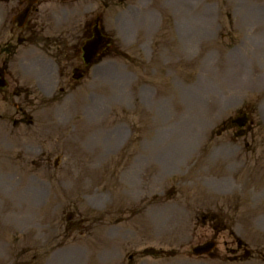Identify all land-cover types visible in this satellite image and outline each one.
<instances>
[{
  "label": "rangeland",
  "instance_id": "1",
  "mask_svg": "<svg viewBox=\"0 0 264 264\" xmlns=\"http://www.w3.org/2000/svg\"><path fill=\"white\" fill-rule=\"evenodd\" d=\"M38 3L27 27L37 24L50 35L49 12L58 3ZM64 4L57 13L65 23L80 19V30L100 15L119 52L111 49L118 56L90 67L74 90L67 85L77 58H57L60 75L51 63L37 83L39 74L20 71L22 64L39 67H31L32 44L0 55V63L8 62L0 91V264H264V123L253 113L256 103L264 107V87L254 86L263 74L244 52L255 46L261 63L264 34L256 36L244 16L262 14L264 0H235L236 11L245 12L239 14L227 0ZM22 6L0 2V39L14 33L17 44L11 16ZM58 95L66 97L61 105ZM242 108L253 114V125L234 138L235 129L222 122ZM106 136L116 143L104 153ZM172 136L182 148L171 163L181 162L162 175L151 144ZM127 181L136 187L127 190ZM143 192L149 201L133 200ZM147 202L145 212L131 210L141 212ZM218 207L234 212L229 227L215 231L214 221L206 225L197 213ZM214 236L213 257L190 255ZM147 247L153 257L143 252Z\"/></svg>",
  "mask_w": 264,
  "mask_h": 264
},
{
  "label": "bare ground",
  "instance_id": "2",
  "mask_svg": "<svg viewBox=\"0 0 264 264\" xmlns=\"http://www.w3.org/2000/svg\"><path fill=\"white\" fill-rule=\"evenodd\" d=\"M187 8H188V7H187ZM193 25H194L195 28H197V27L200 25V23H199V21L194 20V21H193ZM122 32H123V31H122ZM193 40H194V39H193ZM193 40L190 41L189 43L193 42ZM195 42H197V41L195 40ZM186 47H188V48H192V46H191L190 44H188ZM184 50H185V49H184ZM180 51H181V53L184 54V52H183L181 49H180ZM185 53H186V50H185ZM39 65H40V64H38V61H37L36 64H34V65L31 66V67L39 66ZM35 69H37V70H36V73H37V74H38V73L42 74V70L40 69V67H36ZM238 73H239V72H238ZM42 75H43V74H42ZM43 91H45V90H43ZM228 102H229V101H228ZM90 104H92V103H90ZM193 104L196 105V103H193ZM63 105H69V103H64ZM92 107L95 108V106H94L93 104H92ZM55 117H56V115H55ZM98 120H99V118L94 117V118L92 119V124H94V125H98V124H99V123H98ZM176 139H177L176 136H172V137H170V138H167V139L165 140V142L163 143V142H162V139L157 138V139H155V141H153L152 144H151V147H152L153 149L158 150V154H159V156H158L156 159H157V161H158V163H159V165H160V168H161V174H162V175H163L164 173L170 171V170H173V168L177 167V165H179V163L181 162V161L179 160V161H177V162H173V163H171V161H174V160H175L177 153H178V156H180V150H181V148H182L181 145H180V147H179V140H176ZM115 143H116V139L113 138V136H106V137H104L103 139H101V147H102V151H103L104 153L108 152L109 149H110V147H112L113 144H115ZM157 161H156V162H157ZM175 164H176V165H175ZM174 165H175V166H174ZM133 184H135V183H133V181H130V182L127 181V182H126V189H127V190L134 189L136 186L133 185ZM205 186L208 187L210 190L215 191V192H217L218 190H224V189H225V188H223V187H220V188H222V189H220V188L215 189L216 186H212L211 184H205ZM259 230H260V231H263V228L259 227Z\"/></svg>",
  "mask_w": 264,
  "mask_h": 264
},
{
  "label": "water",
  "instance_id": "3",
  "mask_svg": "<svg viewBox=\"0 0 264 264\" xmlns=\"http://www.w3.org/2000/svg\"><path fill=\"white\" fill-rule=\"evenodd\" d=\"M27 11V10H26ZM26 14V12H25ZM107 43V40L101 39L97 34L95 38L87 44L85 47L86 51V61L91 62V60L94 58L96 53L104 46L103 44ZM212 247V243H207L204 246L198 247L194 249V253L200 254L203 252H208Z\"/></svg>",
  "mask_w": 264,
  "mask_h": 264
},
{
  "label": "flooded vegetation",
  "instance_id": "4",
  "mask_svg": "<svg viewBox=\"0 0 264 264\" xmlns=\"http://www.w3.org/2000/svg\"><path fill=\"white\" fill-rule=\"evenodd\" d=\"M62 44H64V47H67V43H62Z\"/></svg>",
  "mask_w": 264,
  "mask_h": 264
}]
</instances>
